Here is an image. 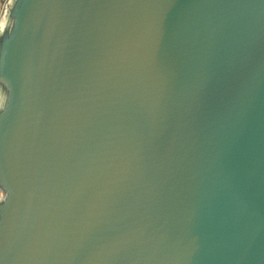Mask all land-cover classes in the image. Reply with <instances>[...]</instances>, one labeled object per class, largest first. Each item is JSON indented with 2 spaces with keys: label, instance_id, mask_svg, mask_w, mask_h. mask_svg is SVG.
<instances>
[{
  "label": "water",
  "instance_id": "1",
  "mask_svg": "<svg viewBox=\"0 0 264 264\" xmlns=\"http://www.w3.org/2000/svg\"><path fill=\"white\" fill-rule=\"evenodd\" d=\"M0 264H264V0H6Z\"/></svg>",
  "mask_w": 264,
  "mask_h": 264
},
{
  "label": "rangeland",
  "instance_id": "2",
  "mask_svg": "<svg viewBox=\"0 0 264 264\" xmlns=\"http://www.w3.org/2000/svg\"><path fill=\"white\" fill-rule=\"evenodd\" d=\"M6 0H0V13L2 12L3 8H4V4H5Z\"/></svg>",
  "mask_w": 264,
  "mask_h": 264
}]
</instances>
